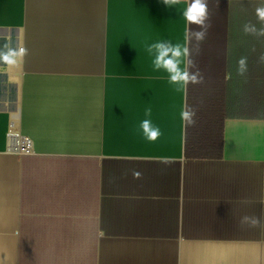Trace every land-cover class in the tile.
Instances as JSON below:
<instances>
[{
	"label": "crops",
	"instance_id": "0c3cea01",
	"mask_svg": "<svg viewBox=\"0 0 264 264\" xmlns=\"http://www.w3.org/2000/svg\"><path fill=\"white\" fill-rule=\"evenodd\" d=\"M189 2L0 0V50L27 51L0 60V264H264V37L243 32L264 0H208L198 49ZM160 41L200 83L154 70Z\"/></svg>",
	"mask_w": 264,
	"mask_h": 264
},
{
	"label": "clouds",
	"instance_id": "9594fccd",
	"mask_svg": "<svg viewBox=\"0 0 264 264\" xmlns=\"http://www.w3.org/2000/svg\"><path fill=\"white\" fill-rule=\"evenodd\" d=\"M163 3L171 7L180 3V0H163ZM255 12L261 27L257 28L255 24L248 22L243 25V32L246 35L264 37V6L257 7ZM182 15L189 24L186 39L189 43L194 40L198 49L200 42L206 38L207 31L211 27L208 0H190ZM191 25H196L197 29L193 30ZM5 48H7V51L0 50V60L9 65L17 64L18 60L27 54L24 48L15 50L8 48L7 45H5ZM146 51L154 57L152 60L154 70L166 72L169 83L177 86L178 91L186 88L189 83L201 82L202 78L199 72L194 73L191 71V68L194 67V62L191 59L192 50L190 47L182 46L179 43L173 44L170 41H160L148 45ZM259 61L264 63V53L260 55ZM246 71L247 58L242 57L238 61V72L243 74ZM145 115L151 116L150 108L146 110ZM180 116L185 126L195 123V112L187 104L183 106ZM140 129L143 136L150 142L156 141L162 135L160 128L154 126L150 119L141 121ZM240 223L249 227L261 226L260 218L255 216H243Z\"/></svg>",
	"mask_w": 264,
	"mask_h": 264
},
{
	"label": "built area",
	"instance_id": "2783aa9c",
	"mask_svg": "<svg viewBox=\"0 0 264 264\" xmlns=\"http://www.w3.org/2000/svg\"><path fill=\"white\" fill-rule=\"evenodd\" d=\"M8 149L14 153L25 154L31 152L32 142L26 136H22L20 132L13 131L12 129L8 133ZM21 140L22 146L19 147L18 142Z\"/></svg>",
	"mask_w": 264,
	"mask_h": 264
},
{
	"label": "bare ground",
	"instance_id": "6f19581e",
	"mask_svg": "<svg viewBox=\"0 0 264 264\" xmlns=\"http://www.w3.org/2000/svg\"><path fill=\"white\" fill-rule=\"evenodd\" d=\"M12 130H13V131H17V132H19V131H18V127H17V125H16L15 123L13 124ZM22 136H23V135H22ZM22 143H23V142H22L21 140H19V142H18L19 147L22 146Z\"/></svg>",
	"mask_w": 264,
	"mask_h": 264
}]
</instances>
